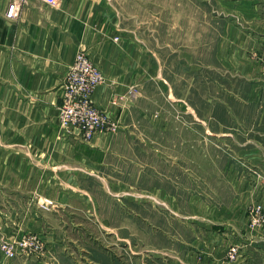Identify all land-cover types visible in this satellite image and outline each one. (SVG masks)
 Masks as SVG:
<instances>
[{
  "label": "rangeland",
  "instance_id": "374dc122",
  "mask_svg": "<svg viewBox=\"0 0 264 264\" xmlns=\"http://www.w3.org/2000/svg\"><path fill=\"white\" fill-rule=\"evenodd\" d=\"M106 1L114 40L133 43L141 72L129 116L112 133L122 135L115 169L85 192L109 228L128 232L131 252L178 247L182 264L186 244L224 249L225 227L238 225L224 260L264 264V0ZM9 207L0 206V264L50 257L41 233L13 236ZM29 236L42 248L22 249Z\"/></svg>",
  "mask_w": 264,
  "mask_h": 264
},
{
  "label": "crops",
  "instance_id": "0c3cea01",
  "mask_svg": "<svg viewBox=\"0 0 264 264\" xmlns=\"http://www.w3.org/2000/svg\"><path fill=\"white\" fill-rule=\"evenodd\" d=\"M107 4L60 0L52 7L26 0L10 20L7 0H0V206L13 209L8 219L13 236L24 229L41 233L50 253L2 264H135L137 259L138 264H178V247L161 256L146 248L131 252L128 232L109 228L112 219L99 213L97 199L85 192L93 179L96 187L100 174L115 169L121 133H98L87 143L59 123L63 83L79 51L89 54L108 81L93 95L96 106L119 123L129 116L130 91L141 69L133 43L114 40L119 33ZM101 222L107 223L102 229ZM230 227L224 249L186 244L182 264H228L226 249L236 240L233 230L239 231L238 225Z\"/></svg>",
  "mask_w": 264,
  "mask_h": 264
},
{
  "label": "built area",
  "instance_id": "2783aa9c",
  "mask_svg": "<svg viewBox=\"0 0 264 264\" xmlns=\"http://www.w3.org/2000/svg\"><path fill=\"white\" fill-rule=\"evenodd\" d=\"M25 1L7 0L6 18L10 20L17 18ZM41 1L52 7H57L60 3V0ZM105 84L106 76L103 71L84 51L77 52L63 83L59 120L63 128L78 131L85 142H90L99 132L118 131L119 122L102 112L93 99L95 91ZM4 245L2 248L9 256L17 255L18 248L14 244ZM20 245L22 249L30 251L42 248L41 240L35 236H29Z\"/></svg>",
  "mask_w": 264,
  "mask_h": 264
},
{
  "label": "bare ground",
  "instance_id": "6f19581e",
  "mask_svg": "<svg viewBox=\"0 0 264 264\" xmlns=\"http://www.w3.org/2000/svg\"><path fill=\"white\" fill-rule=\"evenodd\" d=\"M231 253V252H230Z\"/></svg>",
  "mask_w": 264,
  "mask_h": 264
}]
</instances>
